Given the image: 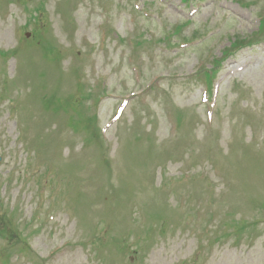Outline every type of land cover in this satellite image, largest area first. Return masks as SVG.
<instances>
[{
  "label": "rangeland",
  "instance_id": "1",
  "mask_svg": "<svg viewBox=\"0 0 264 264\" xmlns=\"http://www.w3.org/2000/svg\"><path fill=\"white\" fill-rule=\"evenodd\" d=\"M235 1L54 0L44 7L46 15L39 21V34L31 45L23 43L21 33L24 25L26 31L38 26L32 17L36 0H12L9 6L0 0V53L7 55L0 54V64L6 68V75L0 77V203L9 196L16 209L24 206L29 219L40 203L36 200L43 191V180L57 189L61 205L66 196L71 206L82 205L84 195L96 187L102 205L95 207L91 202L88 220L100 214L106 217L111 238L104 253L82 249L72 233L70 218L59 216L50 217L48 227L30 239L18 232L17 240L13 231L19 228L12 225L15 214L9 207L0 211V225L5 228L0 236V258L13 252L9 246L15 249L23 243L31 255L14 252L7 264H35L37 259L46 264H109L99 258L106 261L116 246V218L126 217L124 199L137 208L128 207L133 211L127 222L135 245L121 253L120 240V250L115 249L120 254L112 256V264H130L128 256L133 257V264H264V36L256 33L259 20L264 21V0H240L243 6ZM177 26L182 27L180 34H172ZM46 27L50 29L44 30ZM237 37L254 44L223 59L222 49ZM47 43L61 48L62 57L48 61ZM179 44L187 46L182 49ZM29 50L36 66L17 78L12 70L14 58L21 62ZM242 64L247 65L242 73L232 72ZM132 68L139 80L134 79ZM203 68L214 71L213 81H222L211 125L205 122L206 106L200 105ZM34 91L36 101L31 105L28 98ZM27 93L32 94L26 98ZM129 93L135 97L129 99L107 139L114 145L115 130L124 120L128 126L146 127L147 140L150 145L157 142L154 152L164 155L160 159L164 162L160 168L151 166L152 179L145 183L138 145L131 144L138 141L124 143L121 131L117 147L108 154L104 146L99 153L92 146L77 159L79 154L74 151L75 146L86 144L89 135L99 133L118 100ZM100 96L105 99L99 100ZM43 120L47 123L40 124ZM131 134L123 139H130ZM44 136L53 143H72L65 145L68 155L64 158L59 156L62 146L52 149L48 142L44 158H40L41 171L40 160L32 158L31 152L41 155L40 143L38 148L34 144L45 142L40 140ZM25 142L30 147L27 155L21 152ZM190 142L194 144L190 146ZM84 149L82 145L81 153ZM114 151L117 155L130 153L123 158L121 174L114 166L104 165L103 169L77 164L93 162L99 156L113 157ZM189 151L193 158L186 160L184 154ZM116 167L120 169L119 160ZM36 169L43 176L38 182L33 181ZM81 173L85 188L78 183ZM93 175L98 176L96 180ZM156 186L166 195L162 203L175 207L172 214L146 206L149 202L158 205V199L152 198ZM141 187L144 194L138 195L135 188ZM149 209L157 213L151 214V221ZM88 220L78 226L83 235ZM79 222L78 216L75 223ZM105 231L93 228L87 234L93 239Z\"/></svg>",
  "mask_w": 264,
  "mask_h": 264
}]
</instances>
